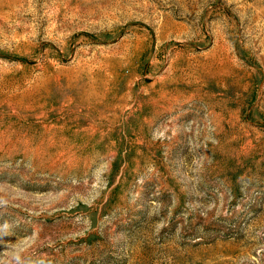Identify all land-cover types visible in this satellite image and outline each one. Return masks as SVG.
<instances>
[{
    "label": "rangeland",
    "instance_id": "1",
    "mask_svg": "<svg viewBox=\"0 0 264 264\" xmlns=\"http://www.w3.org/2000/svg\"><path fill=\"white\" fill-rule=\"evenodd\" d=\"M0 264H264V0H0Z\"/></svg>",
    "mask_w": 264,
    "mask_h": 264
}]
</instances>
